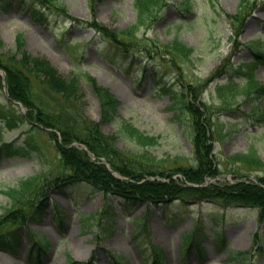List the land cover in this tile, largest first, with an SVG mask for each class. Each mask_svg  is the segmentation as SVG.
<instances>
[{
	"label": "rangeland",
	"instance_id": "rangeland-1",
	"mask_svg": "<svg viewBox=\"0 0 264 264\" xmlns=\"http://www.w3.org/2000/svg\"><path fill=\"white\" fill-rule=\"evenodd\" d=\"M60 1L73 19L51 16L43 20L22 0H0V53L22 57L26 51L46 57L67 79L80 77L83 97L75 102L80 112L61 95L40 86L37 100L44 111L59 115L72 130L77 127V115L82 126V116L102 122V99L83 75L95 76L92 71L99 70L125 95L118 96V118L102 124L105 133L118 136V149L126 152L141 151L142 145L117 134L122 120L155 135L156 142L144 150L161 161L175 179L185 182L182 172L175 168L196 163L193 116L187 109L176 115L178 108L171 106L169 97L158 87L166 83L176 90L184 84L188 89L192 85L200 100L213 107L206 112L210 119L208 136L215 141L221 168H226L223 163L230 157L249 152L252 147L264 158V124L251 113L255 105L264 110V95L241 97V106L219 110L222 101L214 91L218 81L232 76L245 81L244 73L251 69L264 82V55L257 54H264V0H190L189 10L177 4L182 0H167L146 18L137 31V40L155 49L180 38L196 48L194 60L164 66L162 58L137 62L110 51L111 57L126 59L129 68L104 56L102 37L90 23L112 29L138 27L135 0ZM33 35L51 52L54 61L29 40ZM19 40L23 41L22 49ZM161 55L171 59L167 53ZM250 59L256 64L249 63ZM218 68L222 69L218 78L208 81ZM98 82L112 92L111 87ZM5 88H0V111L27 112ZM35 122L24 118L15 127H8L0 117V139L9 143L0 151V228L19 235L13 249L0 244V260L7 264H264V219H259L255 207H225L215 201L177 198L166 206L149 201L134 203L124 213L121 205L108 200L110 195L86 182L62 187L47 183L52 178L45 179L50 172L53 177H62L61 182L67 180L66 175H57L61 172L54 136ZM26 134L42 152L26 148L25 154L6 151L22 145ZM259 173L253 170L250 175ZM38 174L41 178L19 202L26 213L4 220L15 207L10 189ZM224 174L227 171L221 173L223 180ZM82 213L89 217H82ZM40 243L45 250L37 259Z\"/></svg>",
	"mask_w": 264,
	"mask_h": 264
},
{
	"label": "trees",
	"instance_id": "trees-1",
	"mask_svg": "<svg viewBox=\"0 0 264 264\" xmlns=\"http://www.w3.org/2000/svg\"><path fill=\"white\" fill-rule=\"evenodd\" d=\"M22 1L25 2V7L30 8L32 13L38 14L39 18L43 20L45 18L49 19L51 16L72 18L67 7L60 0ZM165 1L135 0V7L138 11V27L134 25L125 29H112L98 22L90 23V26L95 28L102 37L101 45L104 46L101 50L105 53L104 56L110 62L117 60L126 66H129L126 59L111 57L112 53L110 51H116L113 53L116 56L123 53V56L130 57L137 62L140 59L155 62L162 58L166 63L164 66H177L184 59L187 61L193 58L194 60L196 48L189 46L180 38H176L172 43L155 49L151 48L148 44L142 45L137 40L138 29L145 24L146 18L152 12L165 4ZM178 5L189 9L190 0H183ZM19 47L22 49L23 41L20 43L19 40ZM162 53H167L171 56V59H163ZM257 54L258 56H262L261 53ZM250 63L256 64L253 60ZM0 68L6 70L5 83L10 98L22 102L28 109L26 113L19 114H17L16 110L9 113L0 111V117L4 123L8 127H15L20 120L25 118L26 120L40 122L44 126L54 129L49 134L54 136L56 140L55 145L59 152L58 166L61 173L57 175H66L64 179L67 182H61L62 177H53L51 176L52 172H50L48 176L46 175L45 179L47 181L52 178L47 183H54V185L62 187L66 183L74 185L79 182H86L103 191L105 195H110L108 197L109 201L111 198L112 203L121 204L125 208H128V210L130 209V205L142 201L166 206L177 198L194 201L213 200L221 203L223 206L237 204L255 207L257 208L259 219H264V158L260 155L259 150L252 147L249 152L238 153L230 157L227 163H223L226 168L224 170L221 168L219 157L214 152V141L208 136L210 120L208 113H210L213 107L204 104L200 100L198 90L192 85L188 89L184 82H182L184 84L183 88L175 90L169 84L164 83L159 88L169 97L171 105L179 109L176 115L187 109L193 116L192 126L196 132V135L193 137V151L196 163L195 165L179 166L175 170L182 172L186 181L200 184L198 186L184 185L186 181L181 182V179L173 178V174L167 172L168 169L164 167L161 161H156L149 151L144 150L154 140L156 142L155 135L147 134L145 131L137 129L126 120L121 121L117 132L141 144V151L126 152L118 149V137L106 134L102 129L101 122L87 120L82 116V126L79 123L80 118L77 115L78 124L72 130L69 129L72 127L66 126L59 115L52 116L48 111L46 112L42 109V105L37 100L40 86L61 95L63 100L75 105L74 110L79 111L78 105L75 102L83 97L81 95L80 77L67 79L60 74L58 69L46 57L33 56L26 51L22 52V57H19L18 53H14L13 55L0 53ZM221 72L220 69L215 70L208 80L211 81L217 78ZM244 74L246 80L243 82L236 80L233 76L227 78L224 82H217L214 91L219 94L222 101V105L218 106L217 109L224 110L238 105L241 96L252 98L257 97L258 94L264 95V82L259 80L255 69H251ZM83 75L102 99V122H112L118 118L117 107L120 100L108 88L99 84L94 76L90 74ZM3 86V78L0 74V88ZM252 115L257 121L264 124V110L254 106ZM57 131L60 132V135ZM0 141L2 140L0 139ZM74 142L86 145L87 150L73 144ZM8 146L9 143L2 142L0 150ZM25 148L27 150L32 149L42 152L40 147L27 137V134L22 145H17L13 149H7L6 151L10 154H25ZM89 151L96 156V159L90 156ZM102 157L106 158L112 168L128 177L129 180H122L114 176L106 164L100 161ZM245 168L250 171H247ZM253 170L262 172L256 175L258 182L250 178ZM224 171L233 174L235 182L217 180L206 185H201L206 182L207 177L217 176ZM155 175L164 176L167 178V181L148 178V176ZM40 178L41 175L38 174L35 179H25L17 187L10 189L9 192L13 200H15V207L9 210L4 220L10 217L15 218L16 216L21 218L22 212L26 213V208H22L19 202L20 200L23 201V198L31 191L34 181L36 179L38 181ZM108 200L107 203L105 201L106 204H109ZM112 203L110 202V205ZM84 215L85 218L89 217L88 214ZM141 216L146 218L143 214ZM15 242H17L16 233H6L5 231H1L0 228V244L12 247L15 245ZM40 250L42 249L40 248Z\"/></svg>",
	"mask_w": 264,
	"mask_h": 264
},
{
	"label": "bare ground",
	"instance_id": "bare-ground-1",
	"mask_svg": "<svg viewBox=\"0 0 264 264\" xmlns=\"http://www.w3.org/2000/svg\"><path fill=\"white\" fill-rule=\"evenodd\" d=\"M29 40H31V42L35 43V45H37V47H40L41 49H43V51L47 54V56L53 60V55L51 54V52H47L46 48H44V45L42 44V42L38 39L35 38V35L33 36H29ZM54 61V60H53ZM92 73L98 77V79L101 81V83H103L104 85L111 87L112 91L114 93L117 94V96L119 97H124V92H122V90H120V88L118 87V85L114 84L111 80L108 79V77H105L99 70H93ZM0 262L7 264L6 260H0Z\"/></svg>",
	"mask_w": 264,
	"mask_h": 264
},
{
	"label": "water",
	"instance_id": "water-1",
	"mask_svg": "<svg viewBox=\"0 0 264 264\" xmlns=\"http://www.w3.org/2000/svg\"><path fill=\"white\" fill-rule=\"evenodd\" d=\"M3 75L5 74L3 71H2Z\"/></svg>",
	"mask_w": 264,
	"mask_h": 264
}]
</instances>
